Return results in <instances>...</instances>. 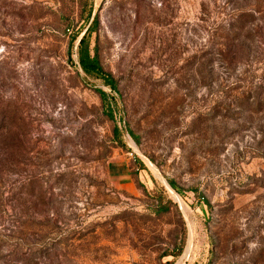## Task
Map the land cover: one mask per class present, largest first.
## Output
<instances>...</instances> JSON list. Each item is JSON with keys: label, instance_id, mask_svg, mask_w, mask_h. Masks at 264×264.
Here are the masks:
<instances>
[{"label": "rangeland", "instance_id": "374dc122", "mask_svg": "<svg viewBox=\"0 0 264 264\" xmlns=\"http://www.w3.org/2000/svg\"><path fill=\"white\" fill-rule=\"evenodd\" d=\"M169 262L264 264V0H0V264Z\"/></svg>", "mask_w": 264, "mask_h": 264}, {"label": "trees", "instance_id": "16d2710c", "mask_svg": "<svg viewBox=\"0 0 264 264\" xmlns=\"http://www.w3.org/2000/svg\"><path fill=\"white\" fill-rule=\"evenodd\" d=\"M81 11L85 13L82 23L79 29L73 32L70 37V44H72L77 39V65L86 76L100 79L102 83L110 90H116V80L109 72L103 69L97 55L96 46L91 47L90 45V37L96 25L98 24V16L94 15L91 17L92 9L90 8L85 10L82 6ZM98 92L101 99L104 101L105 92L101 89H99ZM108 115L110 117L113 115L111 105H108ZM115 132H118L117 129ZM134 161L135 165H138H136L137 169L143 168V165L136 157H134ZM205 202L208 204V201Z\"/></svg>", "mask_w": 264, "mask_h": 264}]
</instances>
